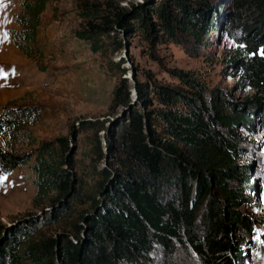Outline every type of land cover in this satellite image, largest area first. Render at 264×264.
<instances>
[{
    "label": "trees",
    "instance_id": "16d2710c",
    "mask_svg": "<svg viewBox=\"0 0 264 264\" xmlns=\"http://www.w3.org/2000/svg\"><path fill=\"white\" fill-rule=\"evenodd\" d=\"M47 3L21 0L12 17L17 29L9 31L14 47L39 71L45 69L39 64L44 55L36 37ZM73 5L80 21L73 38L86 42L117 78L108 128L97 121L78 124L92 133L89 155L105 166L87 174L89 184L78 173L72 149L75 124H68L70 139L38 141L31 128L41 120L40 104L18 105V98L1 106L0 176L28 166L35 193L31 212L7 228L0 223V235L5 231L0 264H164L186 248L201 264H240L237 233L248 238L254 226L239 210L252 199L243 192L251 166L241 162L238 135L264 127V0H146L129 7L116 0H73ZM223 25L241 46L227 65L239 71L240 86L251 96L207 93L195 75L172 69L168 73L177 84L148 71L141 82L131 71L136 94L131 101L122 77L130 38L144 41L156 61V45L170 41L200 50ZM122 50L125 59L113 61ZM24 141L33 147L15 149L14 143Z\"/></svg>",
    "mask_w": 264,
    "mask_h": 264
},
{
    "label": "rangeland",
    "instance_id": "374dc122",
    "mask_svg": "<svg viewBox=\"0 0 264 264\" xmlns=\"http://www.w3.org/2000/svg\"><path fill=\"white\" fill-rule=\"evenodd\" d=\"M121 7L140 4L146 0H116ZM21 0H0V107L7 105L10 101L22 98L21 103L48 104L51 99L59 102L62 97L63 105L67 115L58 121L40 122L31 128L33 136L38 141L53 140L58 136H66L70 139L68 124H75V137L72 140L73 152L79 162L78 173L85 174L86 180L92 184L89 179V172L96 168L100 170L105 166L103 161H98L96 156L89 155L91 151L90 140L91 131H82L78 124L82 121H97L103 128H108L110 119L108 107L110 97L117 78L108 73L103 61L98 55L90 52L89 47L80 46L77 57L74 58L82 64L83 69L94 67V72H102L103 82L100 87L91 80L90 87L86 79H82L80 96L74 87L70 94V81H62V68L65 64H70L71 60L63 56L61 52L44 54L43 60L39 61L45 69L39 71L34 63L27 60L13 45L9 37L10 30H16L17 27L12 22V17L19 11ZM52 17L51 19L64 23L65 34L62 39H73L72 31L78 28L79 19L76 15L73 0H48L45 11L40 18ZM7 21V22H5ZM7 33V38H4ZM206 46L200 50H194L189 45L184 48L182 45L174 44L170 41L156 45L152 50L156 61L148 55V46L144 41H139L136 37L129 39L130 59L123 64V78L128 80V88L131 101H135L136 94L132 80V72L137 74L138 81H144L143 72H150L157 80L168 84H177L168 70L180 69L195 75L202 86L208 91L219 90L228 91L236 99L246 98L252 95V92L246 87L240 86L242 83L239 78V71L232 65H227V60L235 56L236 51L241 48L237 44L235 32L229 29V26L223 25L217 32L208 34ZM163 42V41H162ZM53 46V44H52ZM126 51L122 50L120 54L115 55L112 60L117 62L119 58L125 59ZM102 67V68H101ZM99 70V71H98ZM99 72V77L101 73ZM42 73L45 75L42 76ZM97 74V73H96ZM62 77V78H61ZM101 78V77H100ZM93 79V78H91ZM52 80L57 83V87H50ZM62 81V82H60ZM96 84V85H94ZM27 86L37 88L33 92L19 95V90H24ZM56 86V84H55ZM37 91V92H36ZM19 95V96H18ZM41 105V104H40ZM43 109V108H42ZM1 112V109H0ZM117 115L121 113L116 110ZM101 139V148L104 149L103 140L104 131L97 133ZM240 153L241 162L251 166L248 172L249 183L243 188L246 196L252 200L248 206H241L239 210L246 214L254 226L253 234L246 237L243 233H237L242 239L239 241V248L242 250L240 264H264V127H258L252 132H240ZM2 140L0 138V145ZM15 149L20 151L30 150L33 146L23 143H14ZM30 165L32 160H30ZM88 174V175H87ZM34 176L28 166H18L10 174L0 179V223L3 225L16 221L27 212H31V199L35 193L33 185ZM235 189L238 187L236 182L230 185ZM206 205L203 203L202 207ZM260 242L263 246L255 249V243ZM163 262V261H162ZM161 264V263H160ZM164 264H201L189 248L181 249L176 252L173 258L167 259Z\"/></svg>",
    "mask_w": 264,
    "mask_h": 264
},
{
    "label": "crops",
    "instance_id": "0c3cea01",
    "mask_svg": "<svg viewBox=\"0 0 264 264\" xmlns=\"http://www.w3.org/2000/svg\"><path fill=\"white\" fill-rule=\"evenodd\" d=\"M51 18L50 17H47L45 19L40 18L41 26L37 33L36 44L40 48V50L44 52V54L47 53L55 54L58 51L59 52L63 51L61 54L65 56V58L67 57L68 60L72 59L70 61L71 63L65 64V66H63L61 70L63 77L62 81L66 79L70 81V86H71L69 88L71 90L70 94L73 93V89L75 87L76 90L78 91V95L80 96V88L83 78L87 80L89 89L92 90V88L90 87L91 80H95V82L100 87V83L103 82L102 72L98 70L101 73L100 76L101 78H100L98 76L99 72H96L97 73L96 74L94 72L95 69L93 66L91 67L89 66V69L85 70L86 66H84L83 69L82 64H78L80 62H78L76 58L72 56V54H74L77 57V55H79L77 54L79 47L80 46L88 47V44L86 42L79 41L75 38L72 39L70 38V36L67 37V39H62L65 34L64 23L55 21ZM44 75L45 74L42 73V76ZM57 83L59 82L57 81L54 83V81L52 80V82L50 83V87H57L58 86ZM36 89L37 88H35V86H27L24 88V90L22 91L19 90L18 92H20L19 95H21V94L33 92ZM64 98L66 99V97L63 96L62 99ZM62 99L59 102H57L54 99H51L48 104H43L40 102L41 106L43 107L41 113L42 120H45L46 122L47 121L54 122L60 120L61 118L66 117L67 112L64 111L66 107L65 105H63V102H61Z\"/></svg>",
    "mask_w": 264,
    "mask_h": 264
},
{
    "label": "water",
    "instance_id": "95a60500",
    "mask_svg": "<svg viewBox=\"0 0 264 264\" xmlns=\"http://www.w3.org/2000/svg\"><path fill=\"white\" fill-rule=\"evenodd\" d=\"M14 223H15V222L13 221V222H10L9 224H6V225H5V228H7V227L13 225ZM4 235H5V231L2 232V234L0 235V241H1V239H2V237H3Z\"/></svg>",
    "mask_w": 264,
    "mask_h": 264
},
{
    "label": "snow or ice",
    "instance_id": "6c2138e0",
    "mask_svg": "<svg viewBox=\"0 0 264 264\" xmlns=\"http://www.w3.org/2000/svg\"><path fill=\"white\" fill-rule=\"evenodd\" d=\"M5 22H7V21H5ZM4 35V38L6 39L7 38V33H4L3 34ZM3 73L2 72H0V75H2ZM0 179H3V177L2 176H0Z\"/></svg>",
    "mask_w": 264,
    "mask_h": 264
}]
</instances>
